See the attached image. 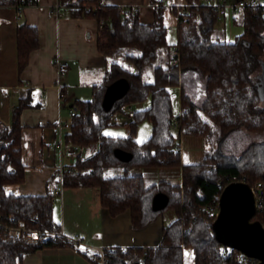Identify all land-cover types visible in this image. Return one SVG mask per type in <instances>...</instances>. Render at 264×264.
Wrapping results in <instances>:
<instances>
[{"label":"trees","instance_id":"1","mask_svg":"<svg viewBox=\"0 0 264 264\" xmlns=\"http://www.w3.org/2000/svg\"><path fill=\"white\" fill-rule=\"evenodd\" d=\"M164 1L172 0H150L154 21L145 23L137 7L128 6L122 13L120 6L105 4L104 0H58L71 16L104 20L97 43L109 63L101 81L92 87V98L76 99L72 104L77 112L64 137L65 142L80 147L73 166L57 177L67 187H97L101 205L112 215L129 209L134 228L147 226L167 209L175 211V218L163 227L157 245L106 247L105 264H185L187 249L194 264H239L238 250L222 244L213 225L221 191L231 181H246L250 186L261 183L262 193L258 191L257 195L262 201L254 218L264 224V139L252 141L241 151L229 142L239 131L264 135V98L259 92L258 75L253 74L262 63L259 54L264 46V12L260 6H248L234 15L233 21L241 24L243 31L229 41L214 37L219 20L215 5L184 0L183 10L171 6L178 17L177 41L172 46L167 39ZM35 3L38 0H0V6L20 9ZM16 45L22 71L31 52L39 46L38 28L19 24ZM121 77L128 79L129 90L106 111L102 105L106 86ZM175 85L181 87L178 115L174 114L170 90ZM147 99V106L133 107L128 135L104 133L114 113L124 110V103L134 105ZM32 105L31 92H23L13 108L12 121H0V216L12 226L23 223L29 228L60 232L50 191L22 194L9 189L26 178L21 113ZM144 119L152 123V134L139 142L136 131ZM172 126L179 133L205 137L209 146L199 161L181 163ZM94 146L91 154L82 153L83 148ZM116 148L132 152L133 157L128 161L119 159ZM140 167L160 171L162 178L149 184L143 170L132 171ZM117 168L121 173L109 174ZM167 175L178 176L181 182ZM159 191L168 194L169 202L162 209H154L153 197ZM210 210L213 215L207 214ZM59 246H72L90 256L88 249L63 234L26 243L8 235L0 224V264H23L29 253Z\"/></svg>","mask_w":264,"mask_h":264},{"label":"crops","instance_id":"2","mask_svg":"<svg viewBox=\"0 0 264 264\" xmlns=\"http://www.w3.org/2000/svg\"><path fill=\"white\" fill-rule=\"evenodd\" d=\"M56 2L38 0V3L25 5L20 10L14 5L0 6V121H12L13 108L21 93L30 91L33 102L21 113L26 178L22 183L9 187L22 194H46L58 179L59 171L73 166L75 153L66 152L69 143L64 137L69 128L61 127V124L71 118L70 106L76 99L92 98L86 96V92L101 81L109 63L98 48L100 21L93 17L71 16L63 9L55 13L53 5ZM104 2L118 5L121 9L137 7L142 22L154 21V6L150 0ZM163 4L166 5L167 26H176V12L169 3L164 1ZM22 23L38 28L39 46L19 71L16 31ZM59 59H66L70 64V69L62 76L58 75L55 66ZM141 104L143 102H139ZM127 128L129 131L128 125ZM180 134V137L186 135ZM197 140L193 144L197 146H194L191 158L181 153L182 164L198 161L203 156L198 151L197 147L201 146ZM178 147L181 151V146ZM90 152L93 149H82L83 154ZM121 171L116 169L113 173ZM166 212L147 226L134 228L130 210L112 215L101 205L97 187L64 186L54 199V218L61 224V233L88 249L90 256L72 246L44 247L25 255L23 264H100L93 259L99 247L157 245L163 227L175 218Z\"/></svg>","mask_w":264,"mask_h":264},{"label":"water","instance_id":"3","mask_svg":"<svg viewBox=\"0 0 264 264\" xmlns=\"http://www.w3.org/2000/svg\"><path fill=\"white\" fill-rule=\"evenodd\" d=\"M129 87L125 77L108 84L102 100L104 109L111 110ZM115 155L123 161L133 157L132 152L121 148L115 149ZM168 202V194L159 191L153 197L152 206L162 209ZM218 208L213 230L221 243L257 258V264H264V224L254 218L258 211L255 190L246 181H231L221 191Z\"/></svg>","mask_w":264,"mask_h":264},{"label":"rangeland","instance_id":"4","mask_svg":"<svg viewBox=\"0 0 264 264\" xmlns=\"http://www.w3.org/2000/svg\"><path fill=\"white\" fill-rule=\"evenodd\" d=\"M202 1L205 4H213L218 0H202ZM166 3H169L170 8H171V6H174L173 8L177 9L178 11H179V7H180V10H183V8L185 7V4H186V2L184 0H181V2H180V0H172L171 2L166 1ZM170 3H171V5H170ZM172 3H175V4H172ZM224 19L225 18H223V17L219 18V20L215 26L216 30L214 32V37L215 38L219 37L220 39H227L229 41L234 40L236 35L240 34L243 31V27L241 24L235 23L233 20L229 19V14L227 16L226 21ZM167 29H168L167 30L168 31V33H167L168 42H169V44L174 46L173 44L176 43V41H177L176 26L168 25ZM259 55H260L259 59L261 60L262 63L260 64V66H257L254 69L253 74L258 75V77H257L258 81L257 82L259 83V92H260L261 97L264 98V46H263ZM151 67L152 66H149L146 69V71L147 72L150 71ZM146 78L148 79V77H146ZM170 90L174 96L173 97L174 114L178 115V113L180 112L181 87L179 85H175V86H172L170 88ZM87 92H86V96H89V98H90L92 96V88ZM149 101L150 100L147 99L141 105H139V103H135L133 105V107L137 108V107L147 106L149 104ZM131 119H132V117L128 116L127 111L117 110L113 115L112 123L104 128V133L107 135H114V136H126V135H128L129 131L127 128V123H129L131 121ZM172 132L175 136L176 143L181 146L182 155L186 158H191L190 154H191L192 150L195 151V149H193V148H194V146H197V145H193V144L196 141V138L198 139L197 141H199V142H197V144L199 146H201V147H197V148H199L198 151H200L201 156L203 155L205 149L208 148V146H209V144L206 142L205 137H203V136H196V135H193V136L190 135L189 136L186 134V135H182V137H180L181 134L179 133L178 128L176 126H172ZM151 134H152V123L148 119L142 120L138 124V127H137V131H136L137 140L139 142H143V141L147 140L151 136ZM263 139H264V135L262 133H256V134L250 133L249 134V133H246L243 131H239L230 137L229 142L231 145H233L235 143L236 144L235 146H237L236 150L241 151L252 141L263 140ZM215 145L218 146L219 144L215 143ZM94 148H96V146H94L91 149H94ZM200 148H201V150H200ZM90 154H91V152H90ZM182 155L180 154L181 159H183ZM195 162H197V161H195ZM181 163H182V161H181ZM190 163H193V162H190ZM139 169L142 171L144 168L143 167L134 168V169H132V171L139 170ZM114 171H115V169L109 170V174H114L113 173ZM59 173H60V171H59ZM143 173L145 174L146 182L149 184L157 182L159 179L162 178V176H160V174H161L160 171L143 170ZM167 176H168L167 178H170L177 183L181 182V179L178 176L177 177L172 176V175H167ZM253 187H256V186H253ZM63 189H64V187H63ZM256 195H257V192H256ZM55 198L56 197H54V199ZM166 211H167L166 214H172L174 216L176 215L175 211L173 209H167ZM206 212L208 215H213V212L211 210L206 211ZM215 212H217V210ZM185 264H194L193 260H192L191 252L189 249L186 250Z\"/></svg>","mask_w":264,"mask_h":264},{"label":"built area","instance_id":"5","mask_svg":"<svg viewBox=\"0 0 264 264\" xmlns=\"http://www.w3.org/2000/svg\"><path fill=\"white\" fill-rule=\"evenodd\" d=\"M161 1H163V0H161ZM213 5H215L216 8L218 9L219 18L223 17V18L227 19V16L229 14V19H231V20H233L234 15L240 14L242 12V9L244 7H248V6L249 7L260 6V7H262L263 12H264V0H218L215 3H213ZM91 8L92 7H87L88 10H90ZM18 10H20V8H18ZM53 11L55 13H60L62 11V7L58 3V0L53 5ZM120 11L123 13L124 9H120ZM103 25H104V20L101 19L100 20V26H103ZM174 62H177V59H175ZM55 66H56V69H57L59 76L64 75L70 69L69 61L66 59L57 60L55 63ZM122 108L125 111H127L129 117L133 116V114H134L133 104L124 103L122 105ZM76 112H77L76 108L74 106H70V117L71 118L69 120L63 122L61 124V127L70 128L71 125L73 124L72 117L74 115H76ZM173 122L175 125L177 124L176 118H174ZM79 147L80 146L76 143H69L66 147V152L67 153L68 152L76 153L77 150L79 149ZM174 149L177 150V147H174ZM62 171H63V169L60 170V174ZM233 179H236V176H233ZM63 187H64V184H63V182L59 176L58 179L53 182V184L50 188V192L54 197H57L63 191ZM251 187L256 192L260 191L262 188L261 183L257 184L256 187H253V186H251ZM260 193H262V191H260ZM261 201H262L261 196L258 194L257 195L258 207L261 206ZM9 217L12 220L14 218L12 215H10ZM2 219H3V217L0 216V224L7 229L8 235L15 237V238L23 239L26 243H35L39 239L46 237L50 234H62L61 232L51 230L48 228H43V229L29 228V227L25 226L23 223L19 224L17 226H12L8 222L3 221ZM75 238L78 239L79 236L76 234ZM104 249L105 248H103V247H99L97 249L96 253L93 254V259L97 260L100 264L106 263V259L104 256ZM231 249H233V248H231ZM236 259H237L239 264H257L258 263L257 258L248 256L239 250H238V253L236 254Z\"/></svg>","mask_w":264,"mask_h":264}]
</instances>
